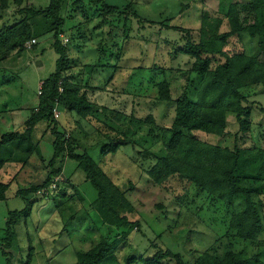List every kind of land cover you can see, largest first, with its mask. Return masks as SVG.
Returning a JSON list of instances; mask_svg holds the SVG:
<instances>
[{
    "label": "rangeland",
    "instance_id": "374dc122",
    "mask_svg": "<svg viewBox=\"0 0 264 264\" xmlns=\"http://www.w3.org/2000/svg\"><path fill=\"white\" fill-rule=\"evenodd\" d=\"M230 1L244 2L107 0L109 5L120 9V13L111 14L102 4H93L91 0H83V3L66 0L61 12L66 24L59 37L69 57L64 75L78 80L82 88H89L91 97L100 106L97 105L96 113L90 118H79L75 114L71 118L68 111L56 109L55 115L62 124L58 129L75 142L77 152L87 151L125 192V198L135 210L130 220L139 223L127 232L114 252L115 262L109 264H144L143 259L159 250L179 253L189 264L204 252L222 257L230 249L245 251L250 257H258V264H264V183L256 184L260 193L254 196V201L259 199L263 203L259 207L261 232L256 241L250 242L238 238L230 226L233 209L235 212L239 206L244 207L240 202L236 201L233 208L227 207L225 202L176 176L157 183L149 175L157 163L154 155L167 154L166 144L171 134L166 129L172 127L176 114L174 101L158 100V84L167 81L174 100L186 92L196 101L203 81L200 75L188 72L193 62L190 57L179 53L174 56L185 44L183 30H190L192 36L199 35L202 11L211 19H223ZM128 4L131 9L127 8ZM49 5L50 0H30L23 7L44 10ZM19 11L17 6L0 10V31L26 18V14ZM27 20L42 34L29 40L24 51L0 55V105L5 109L2 101L7 97V107H20L13 114L14 126L8 122L9 117L4 118L2 109L0 134L23 129L30 109L39 104L43 81L56 71L59 56L53 49L52 24L45 17H27ZM220 31H229L226 21ZM242 46L253 54L247 34ZM113 76L110 85L107 81ZM249 93L248 102L244 104L252 110L254 126L249 133H240L235 118L230 116L226 137L194 134L211 145L264 151V113L251 98L256 92ZM258 98L264 104V94L260 93ZM46 128L44 122L36 126L34 140L39 145L38 161L20 181L36 186L42 185L53 169H61L62 174L53 178L48 189L37 194L36 202H40L41 207L34 205L28 221L22 215L16 223L20 227H16L18 235L11 248L4 242L9 221L8 217L4 222V216L8 209L21 211L27 204L18 197L0 203V228L5 226L4 234L0 230V264H26L30 254L31 264H75V249L87 251L92 241L99 244L101 237L113 243L125 235L121 231H109L92 210L97 191L75 161L63 154L54 168L50 167L55 137L51 128ZM124 138L133 143L121 147L116 154L101 155L105 144ZM207 164L213 165V161ZM90 233L93 237L88 242ZM128 260L132 262L127 263Z\"/></svg>",
    "mask_w": 264,
    "mask_h": 264
},
{
    "label": "trees",
    "instance_id": "16d2710c",
    "mask_svg": "<svg viewBox=\"0 0 264 264\" xmlns=\"http://www.w3.org/2000/svg\"><path fill=\"white\" fill-rule=\"evenodd\" d=\"M29 1L0 0V10H9L17 6L20 14H26V18L17 25L4 26L0 31V55L4 57L11 51H24V46L29 40L42 34L39 29L32 27L27 17L34 19L45 17L52 24L50 32L54 33L53 49L59 58L56 62V71L43 81L39 104L25 121L23 129L1 137L0 167L8 162L23 166L28 164L32 156L39 153V145L34 140L36 126L41 122L46 123V130L51 128L55 137L50 167L54 168L63 154L69 160L75 161L78 168L83 171L86 180L97 191L92 210L97 212L109 231L125 233L121 239H116L113 243H108V239L101 237L100 243L95 244L92 241V246L87 251L75 249L76 264L114 263V252L123 242L127 232L139 226V223L130 220V215L135 210L125 198V192L115 184L101 165L87 151L77 152L75 142L67 139L65 133L58 129L61 123L54 112L58 108L68 111L71 118L74 117L73 114L79 118H90L95 111V105L88 99L86 93H82L81 85L64 75L69 57L66 45L59 37L66 24L61 16L66 0H50V5L44 10L23 7ZM91 1L93 4H102L111 14L120 13L119 7L109 5L107 0ZM243 1L242 4L240 1L235 3L230 1L223 19H211L203 10L202 25L197 36H192L190 30H183L185 44L175 51L174 56L181 54L190 57L193 62L188 72L200 75L203 81L199 86L196 101H192L186 92L174 100L169 83L163 81L158 84V100L174 101L176 114L172 127L166 129V132L171 134L166 144L167 154L154 155L157 163L149 175L157 183L165 178L176 176L180 181L190 182L225 202L227 207L233 208L236 201L240 202L244 207L239 206V210L236 209L235 212L233 209L230 226L235 229L238 238L254 242L261 232L259 207H262L263 203L259 199L258 202L254 201V196L260 193L259 186L256 184L264 183V151L238 146L232 150L211 145L194 134L202 132L207 135L226 137L229 133L230 116L235 118L240 133L250 131L252 112L250 107L244 104L248 102L249 91H252L254 86L261 87L264 93V0ZM78 3H83V0H79ZM241 6L243 9H240ZM127 8L131 9V6ZM244 13L247 14L245 18L242 17ZM225 21L229 25V31L221 32L220 26ZM175 28L180 30V27ZM246 34L251 41L253 54L242 46ZM261 110L264 111L263 108ZM151 121L153 124L154 121L152 119ZM132 143L131 139L124 138L110 145L105 144L101 155L116 154L121 147ZM211 161L213 165H208L207 163ZM61 174V169H53L42 185L19 189L17 195L26 201L27 207L20 212L9 214L4 238L6 247L11 248L16 241L17 233L13 228L21 220L22 215L25 219L30 217L35 203L31 201V197L48 189L53 178ZM9 187V183H0V201L6 199ZM87 235H90L89 239L87 237L89 242L93 235L92 233ZM30 250H33V247H30ZM31 255L26 264H31ZM130 262L132 261H127V263ZM142 262L144 264H188L179 253H173L171 250H159L152 257L143 259ZM258 262L256 256L250 257L245 251L238 252L230 249L222 257L204 252L189 264H258Z\"/></svg>",
    "mask_w": 264,
    "mask_h": 264
},
{
    "label": "crops",
    "instance_id": "0c3cea01",
    "mask_svg": "<svg viewBox=\"0 0 264 264\" xmlns=\"http://www.w3.org/2000/svg\"><path fill=\"white\" fill-rule=\"evenodd\" d=\"M114 77L115 76H113L109 81H107V83L108 84H110V85H112V83H113V79H114ZM72 81L74 82V83H78V80H76V79H72ZM102 89V88H101ZM260 89V90H259ZM93 90V89H92ZM94 90H95V88H94ZM103 90V89H102ZM0 92H1V90H0ZM90 92H92L89 88L88 89H84V88H82V93H86L87 94V97H88V99L95 105V109L97 108V105L98 106H100L98 103H96L95 101H94V99L91 97V94H90ZM252 92H256V95L255 96H253V97H251V98H254L255 100H254V102L256 101V103L258 102V103H260V105L257 103L256 105L260 108V110H261V108H263L264 109V104H262V102H260V100H258L259 98H258V95H260V93H263V90H262V88L261 87H258V86H254L253 87V89H252ZM264 94V93H263ZM0 98H1V96H0ZM6 99H7V97H6ZM6 99H3V104H4V106H5V109L4 108H2V106L0 105V107H1V109H0V114H1V111H2V109H3V111H2V113H4V118H8V122L9 123H12L11 124V126H14L15 125V120H14V117H13V114L15 113V112H17L18 111V109L20 108V107H17V108H10V107H7V105H6ZM2 102H1V104H2ZM6 102V103H5ZM255 105V107H257ZM261 105L263 106V107H261ZM38 106V105H37ZM37 106L36 107H34V108H32V109H30L31 110V112L33 111V110H35L36 108H37ZM102 110H104V109H100V111H102ZM262 111V110H261ZM251 112H252V110H251ZM263 113H264V111H262ZM96 113V110L94 111V114ZM31 115V114H30ZM30 117V116H29ZM28 117V118H29ZM27 118V119H28ZM251 118H252V113H251ZM0 121H1V117H0ZM25 122V121H24ZM62 125V124H61ZM251 126L253 127L254 125L252 124V121H251ZM251 130V129H250ZM11 132H15V130H9V131H6V133H3V134H0V141H1V137L4 135V134H7V133H11ZM250 132V131H249ZM249 132H247V133H249ZM36 154H35V156L33 155L32 156V158H31V160L29 161V163L28 164H26L25 166H23V165H21V164H17V163H15V162H8V163H6L5 165H3L2 167H0V183H5V184H7V183H9L10 184V187H9V189L7 190V192H6V199L4 200V201H0V203H8V201L10 200V199H12V198H20L18 195H17V193H18V191H19V189H25V188H27V187H30V186H32L33 185V183H30V185H29V182H26L25 180H22V181H20L21 180V178L24 176V177H26V175L28 174V172H29V169L31 168V169H33V167H35L34 165L36 164V161H38V157H37V159H36ZM35 158V161L34 160H32V159H34ZM10 173H12L13 175H11ZM24 185H23V184ZM13 187H15V188H13ZM10 191H12V193H10ZM37 196V195H36ZM36 196H34V197H31V201H35V203H34V205L35 204H37L38 206H39V208L41 207L40 206V202H36ZM21 199V198H20ZM21 200H23V199H21ZM25 204H27V203H25ZM34 205H33V207H34ZM26 207H27V205H26ZM25 207V208H26ZM33 207H32V209H31V212L33 211ZM24 208V209H25ZM24 209H22V210H24ZM21 210V211H22ZM11 212H20V210H7V212H6V215L4 216V222H6L7 221V218L9 217V214L11 213ZM29 219V218H28ZM28 219H27V221H28ZM27 223V222H26ZM4 227L5 226H3V228H0V230H1V233L3 232V234L5 233L4 231H5V229H4ZM17 224L14 226V230H16V233H17V228L18 227H20V225L17 227ZM22 227V226H21ZM41 227H43V226H41ZM26 232H29L28 231V229L26 230ZM2 235V234H1ZM18 235V234H17ZM29 236H30V232H29ZM60 236H62V235H60ZM3 238V237H2ZM56 240H58L57 238L55 239V241ZM55 241H53V242H55ZM34 249V248H33ZM74 255H76L75 253H74ZM76 257V256H75ZM76 264V263H75Z\"/></svg>",
    "mask_w": 264,
    "mask_h": 264
},
{
    "label": "built area",
    "instance_id": "2783aa9c",
    "mask_svg": "<svg viewBox=\"0 0 264 264\" xmlns=\"http://www.w3.org/2000/svg\"><path fill=\"white\" fill-rule=\"evenodd\" d=\"M36 41L35 40H33V43H35ZM54 112H56V110H54ZM57 117V116H56Z\"/></svg>",
    "mask_w": 264,
    "mask_h": 264
}]
</instances>
